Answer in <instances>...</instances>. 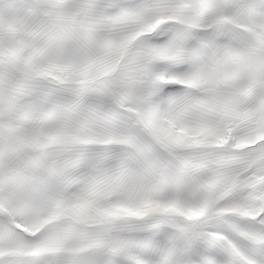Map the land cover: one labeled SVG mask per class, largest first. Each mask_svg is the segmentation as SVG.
I'll return each instance as SVG.
<instances>
[{
	"label": "snow or ice",
	"instance_id": "snow-or-ice-1",
	"mask_svg": "<svg viewBox=\"0 0 264 264\" xmlns=\"http://www.w3.org/2000/svg\"><path fill=\"white\" fill-rule=\"evenodd\" d=\"M0 264H264V0H0Z\"/></svg>",
	"mask_w": 264,
	"mask_h": 264
}]
</instances>
